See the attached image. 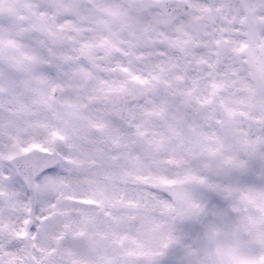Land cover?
<instances>
[{
    "label": "clouds",
    "instance_id": "1",
    "mask_svg": "<svg viewBox=\"0 0 264 264\" xmlns=\"http://www.w3.org/2000/svg\"><path fill=\"white\" fill-rule=\"evenodd\" d=\"M0 264H264V0H0Z\"/></svg>",
    "mask_w": 264,
    "mask_h": 264
}]
</instances>
